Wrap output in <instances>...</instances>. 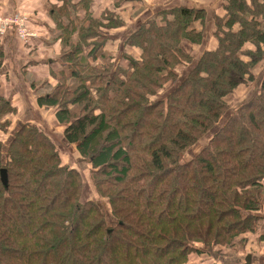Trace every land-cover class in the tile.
Returning a JSON list of instances; mask_svg holds the SVG:
<instances>
[{"label": "trees", "instance_id": "obj_1", "mask_svg": "<svg viewBox=\"0 0 264 264\" xmlns=\"http://www.w3.org/2000/svg\"><path fill=\"white\" fill-rule=\"evenodd\" d=\"M90 1L53 5L60 69L36 102L89 165L109 222L98 201L83 198L82 174L62 163L49 128L22 121L10 130L17 109L0 96V264H181L192 243L212 249L255 232L264 196V77L254 73L264 59V2L222 0L223 12L210 15L216 46L195 56L180 41L202 44L204 9L160 10L111 51L108 32L122 19L109 9L94 14ZM252 84L253 95L185 159L222 119L224 97Z\"/></svg>", "mask_w": 264, "mask_h": 264}, {"label": "crops", "instance_id": "obj_2", "mask_svg": "<svg viewBox=\"0 0 264 264\" xmlns=\"http://www.w3.org/2000/svg\"><path fill=\"white\" fill-rule=\"evenodd\" d=\"M77 2L80 0H71ZM220 4V12L216 11L215 5ZM91 10L97 14L103 9L115 11L118 16L125 18L134 14L132 21L126 22L124 28L111 29L108 33L110 39L107 44L108 50L117 46L118 37L126 35L134 30L142 21L152 14L176 6H193L202 8L208 16L204 25V36L201 45L192 44L186 39L180 41V47L186 52L191 50L214 49L215 25L209 16V11H216L212 14L223 12L222 0H128L117 7L112 5L111 0H91ZM62 0H0V14L18 15L26 20V27L32 33L26 42L17 38L12 30H6L0 36V50L2 60L0 63V96L10 100L16 106L17 112L11 118L14 126L22 121L35 122L42 127L54 128L57 136L62 138L63 125H60L54 118L51 109H43L36 102L37 94L48 91L56 83L51 73L60 69L56 57L60 49V40L55 39L58 34L55 26L52 9L53 5H59ZM81 17L83 11L79 10ZM211 15V13H210ZM200 29L197 21L192 24ZM134 56L137 54L134 52ZM195 54V51H194ZM47 80V88H33L31 83ZM47 118V119H45ZM260 220L255 232H248L240 235L244 238L246 245L238 251L234 249L228 253L217 248L206 249L202 244L196 245L194 252L188 256L185 264H264V206L257 211ZM244 243V244H245ZM236 251V252H235Z\"/></svg>", "mask_w": 264, "mask_h": 264}, {"label": "rangeland", "instance_id": "obj_3", "mask_svg": "<svg viewBox=\"0 0 264 264\" xmlns=\"http://www.w3.org/2000/svg\"><path fill=\"white\" fill-rule=\"evenodd\" d=\"M111 1H112V5L116 6V4H118V3L121 4V3H124L128 0H111ZM260 1L264 2V0H260ZM216 2H217V4L215 5V8L218 9L216 11L220 12L221 11L220 10V4L218 6V1H216ZM213 10L214 9H212V11H209V16H210V13L212 14V12L213 13L216 12ZM204 14L206 15V12ZM133 15L134 14H131L130 17H128L126 15L125 18H122V22H121L122 25L119 28H124V26L127 25L126 22L130 23L132 21V18L134 17ZM11 16L15 17V18H10V15L0 14V27H3V29L5 31L6 30H12L17 38H19L23 42H26L27 39L29 38V36L25 40L21 39L19 37L20 33L22 35H25L23 33L22 24L25 25L26 20L22 16H18V15H11ZM206 17H207V15H206ZM11 19H17L16 22H18L20 25L19 24L12 25L11 23L8 22V21H12ZM242 47H243V49H250V50L253 48L251 45H249V42H246ZM194 51H195V56L199 53V51L192 49L191 53H189V54H194ZM59 52H60V49H59ZM59 52H58V54H59ZM243 57L246 58L245 56H243ZM184 67H186V66H184ZM184 67L178 66L176 69H178L179 71L180 70L184 71L185 70ZM254 73H255L258 81L264 77V59H261V61L259 63H257V66H255V68H254ZM40 90H41V88H40ZM255 90H256V86L254 84L249 85V86H242L241 85L240 87H237L234 91H232L230 94H227L224 97V101L227 105V110L224 112L222 119L219 121V123H217L216 127L211 129L207 133L206 136L202 137L201 140H199L196 144L190 146L186 150V152L184 153L185 159H190L191 157H194L196 155V153L203 146H205L208 137L213 133L212 131L217 130L227 120V118L230 115L235 113V109H237L241 103L247 101L253 95ZM43 109H47V108H43ZM45 119H47V118H45ZM9 129L11 130V127ZM54 130H55L54 128H50L49 130H47V128H46V131H48L50 137L52 138V140H54L55 145L59 150L62 163L67 164V165L72 166V167H75L76 169H78V171L81 172L82 177H83V183H84L83 193H82L83 198L92 199V200L94 199V200L98 201L100 204V207H101V211L104 215V218H105L106 222L108 223L109 219H110V217H109L110 216V213H109L110 212V204H109V201L107 198H99L98 194L96 193L95 188L92 185L93 184L92 180L90 179V172H89L90 167H89V165L83 164V163L80 164L78 162L79 157H78V154L76 153L74 146L73 145L68 146V145L63 144L64 142L62 140H60L61 139L60 136H57V134H56V132H54ZM9 134L6 133L5 137L3 138V143L6 142ZM262 201H263V205H261L260 207L264 206V196H262ZM239 237L236 238L235 242L231 245H228V246H220L219 245L216 248L218 249V251L226 250L225 253L226 252L228 253L229 251H233L234 249H236L237 251L239 249H243V247L246 245V243H245L244 238H239ZM198 243H200V242H197V243L195 242V243H192L188 246L187 251H186V253H187L186 261L181 263V264H185L187 262L188 256L194 252L195 248H197L196 245Z\"/></svg>", "mask_w": 264, "mask_h": 264}, {"label": "built area", "instance_id": "obj_4", "mask_svg": "<svg viewBox=\"0 0 264 264\" xmlns=\"http://www.w3.org/2000/svg\"><path fill=\"white\" fill-rule=\"evenodd\" d=\"M10 18H15V17H12V16H10ZM12 21H8L9 23H11L12 25H14V24H19L18 22H16L17 21V19H11ZM2 21V20H1ZM20 25V24H19ZM22 27H23V33L26 35H22L21 33H20V38L21 39H26L28 36L30 37V35H32V33L31 32H29L28 31V29H27V27H26V25H24V24H22ZM5 30L3 29V27H0V34H2L3 32H4Z\"/></svg>", "mask_w": 264, "mask_h": 264}, {"label": "water", "instance_id": "obj_5", "mask_svg": "<svg viewBox=\"0 0 264 264\" xmlns=\"http://www.w3.org/2000/svg\"><path fill=\"white\" fill-rule=\"evenodd\" d=\"M0 178H1V181H5V178H6V175H5V171H4V169H1V171H0Z\"/></svg>", "mask_w": 264, "mask_h": 264}]
</instances>
